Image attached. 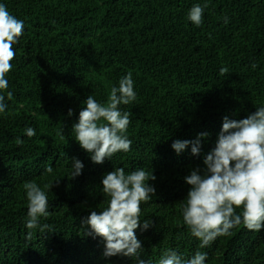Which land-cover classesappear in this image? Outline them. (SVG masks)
Wrapping results in <instances>:
<instances>
[{"label":"trees","instance_id":"16d2710c","mask_svg":"<svg viewBox=\"0 0 264 264\" xmlns=\"http://www.w3.org/2000/svg\"><path fill=\"white\" fill-rule=\"evenodd\" d=\"M0 2L24 21L2 93L8 108L0 114V264H136L132 257H105L103 240L82 223L107 207L101 180L117 167L156 177L155 196L141 205V220L154 224L136 230L141 259L158 264L171 248L185 259L205 252L206 264H264V230L241 224L199 248L181 214L191 187L184 177L205 167L224 117L245 119L264 106V0ZM205 3L196 27L188 12ZM129 72L137 100L120 107L132 113L131 150L96 164L73 125L88 96L106 103ZM27 127L35 128L34 137ZM201 133L208 136L199 156L191 147L180 155L172 148ZM73 158L85 166L75 179ZM31 181L47 193L50 214L40 221L49 227L32 230L29 239L24 184Z\"/></svg>","mask_w":264,"mask_h":264},{"label":"clouds","instance_id":"9594fccd","mask_svg":"<svg viewBox=\"0 0 264 264\" xmlns=\"http://www.w3.org/2000/svg\"><path fill=\"white\" fill-rule=\"evenodd\" d=\"M203 6L194 5L187 19L196 27L203 24ZM24 32V21L12 15L7 6L0 2V114L8 108L4 90L9 87L7 74L14 67L11 63L16 52L14 45L20 43ZM255 69L256 65H252ZM221 75L227 69L220 70ZM11 92H7L10 99ZM137 100L132 73L122 77L118 86H112L107 102H99L93 95L84 101L78 123L72 132L80 147L87 151L91 160L103 164L112 160L117 153H128L132 140L128 136L131 112L123 111L121 105H129ZM69 116L73 115L69 110ZM29 138L36 135L35 128L27 127ZM208 133H201L196 140H175L172 148L180 155L191 147V153L199 156L201 141ZM23 143L22 140L17 141ZM72 179L80 176L84 164L79 159L71 160ZM204 168H195L184 177L191 186L182 206V218L190 233L199 239V248L211 245L217 237L231 234V230L243 224L247 229L259 232L264 230V106L257 107L255 113L241 120L225 116L215 148L203 159ZM45 171L53 172L51 167ZM156 177L143 168L126 173L117 167L106 173L101 184L107 197V207L102 211H92L82 223L90 231L88 235L100 237L104 242L105 257H132L136 264H152L151 260L141 259L144 251L136 230H147L153 220H141L142 204H147L156 193L150 184ZM28 201L26 228L30 239L34 229L43 230L41 218L49 216L47 193L34 181L24 184ZM240 209V212H237ZM208 255L197 251L190 259L169 248L163 253L158 264H206Z\"/></svg>","mask_w":264,"mask_h":264}]
</instances>
